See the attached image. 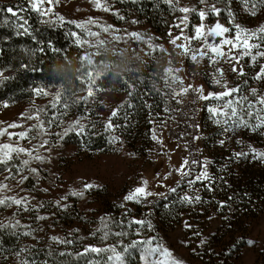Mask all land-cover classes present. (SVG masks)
<instances>
[{
	"label": "rangeland",
	"instance_id": "1",
	"mask_svg": "<svg viewBox=\"0 0 264 264\" xmlns=\"http://www.w3.org/2000/svg\"><path fill=\"white\" fill-rule=\"evenodd\" d=\"M126 1L133 0H123V2L121 0H101V4L110 9L104 11L97 8L94 0H52L51 3L46 2L43 5L46 15L42 17L49 22L73 24L81 32V40L87 41L84 45L91 50H116L126 55L131 61L147 57L153 54L155 50L164 53L167 57L166 69L172 68L173 75L178 76L182 81V83L177 82L171 85L176 92H179L182 87L191 86L190 90L202 88L203 95L207 96L209 93L223 92L225 89L222 85L226 84L228 88L239 86L243 94L248 95L250 99H253L250 95V89L252 88H256L260 95H264V80L258 81L255 79L260 66L264 65V58L258 59L256 64H252L250 57H244L238 64L226 62L224 59L216 64H211L207 57L196 63L191 60L190 55L182 54V49L171 43L172 39L180 36L181 39L177 40L176 44H186L192 49H201L202 41L191 39L195 36V28L202 23L196 17V14L201 10L207 11L212 4H216L218 8H224L225 4L216 3V0H211L210 4H201L200 0H179L181 7L194 8L196 11L187 14V27L180 24V27L173 30L168 41L160 42L150 40V37L144 36L139 29L118 27L115 24L113 21L114 13H119L122 4ZM48 9H51V11L48 12ZM231 9L235 14L233 22H230L227 12H221L219 16L209 14L203 21L204 30L207 31L216 23H220L222 26L231 29L230 32L225 34L228 38H231L235 35L233 24H239L242 28L249 30L264 26V8H260L257 14L252 16L244 11L238 0H232ZM183 15L185 14L183 13ZM90 18L94 23H87ZM178 23L179 21L176 24ZM77 24H86L87 30L97 32L99 35L88 37L85 29L77 27ZM107 26H111V28L108 32H104L103 28ZM181 29H183V32H181ZM133 32L140 33L143 39L137 41L132 38L129 34ZM117 36L120 39H117ZM184 37H188L189 40H185ZM209 39L211 40V37ZM219 39L217 38V43ZM101 41H103L102 44L99 43ZM149 45L154 46L155 50ZM224 51L228 52V47H225ZM233 54L235 55L236 52L234 51ZM233 67L237 71H233ZM241 68H243L244 75L239 74ZM218 69L222 71V76ZM217 78L221 80V84L215 83ZM172 89L164 85L165 97L168 100V106L172 110L169 119L163 126L159 127L156 124L152 126V137L155 133L157 139L152 138L154 151L149 158L141 157L124 146L117 154L78 155V152L73 147H69L68 142L65 141L66 136L61 140L58 135H54L63 132L64 129L77 120L85 125V128L88 126L90 117H87V110L89 108H86V105L80 107L82 97L78 99V103L75 105V103L65 101L60 91L52 90L47 91L46 95H38L26 103L10 105L0 102V130H6L5 134L0 136V144L9 143L23 147L31 150L33 156L40 155L44 157L40 161L31 159L26 154L18 156L13 154L11 178L5 179L10 176L8 171H0V184H7L9 189L0 192V196L27 197V203L31 209H39L44 203L58 205L57 202L61 207H64V205L72 204L73 200H78L81 207L86 210H93L96 205L89 203L91 202L88 195L89 191L107 186L114 192H125L118 199V208L124 214L125 209L131 212V215L139 212L142 220L151 221V215L156 213L154 203L163 196L154 195L139 204L125 202L124 200V197L130 191L141 186L143 180H147L148 190L153 193H171L174 200L186 193L188 195L196 194L201 197V202L192 204L187 214L182 216L180 224H176L174 227L171 225L172 228L165 226L156 228L154 225L148 228L145 225L136 229V233L148 234L152 232L156 241H162L164 247L168 248L173 257L181 261L182 264H206L215 263L217 260V258L211 256L213 253L210 245L211 239L217 235L213 242L219 244L222 243L220 236H223V234L227 233L228 236H231L232 232L239 231L241 233L235 236L239 237L242 233H245L248 238L245 241L247 245L238 250V244H234L233 240L227 237L226 241L217 249L218 255L224 250V247H227L229 250L224 251L231 255L238 254L228 264H264V200L261 202L257 219L249 220L248 224L243 223V225H237L239 227L234 228L232 223L235 222V219L229 211L230 208H226L225 202L219 203L215 197L214 188L211 190L214 197L212 199L210 193L206 191L207 188L201 184L189 189L186 182L182 181L180 186L177 187V181H181V177L175 171L181 166L185 158L189 161L198 160L203 162L207 160L210 161L208 172L213 177V183L216 180L218 185L224 181L232 182L234 176H241L252 167L264 169V161L254 160L251 154L240 160L233 157L235 152L248 151V145L264 151V135L259 131L252 132L248 129H238L234 134H223L221 127L210 119V113L207 110L211 106L222 103L221 101L199 99L200 104L195 107V99L188 97V93L173 97ZM193 93L199 95L195 91ZM57 94H60L61 98L58 108L54 109L51 105ZM89 99L98 101L103 106L104 109L100 110L99 113L104 118L110 114L112 115L124 100L122 97L121 103L117 105L121 99L115 97V95L95 92H91V95L88 94L85 97L86 103ZM182 102L186 106H190L188 116L192 120L194 119L193 110L198 112L195 120L198 131L195 132L194 137H199V139H194L192 136L193 142L185 140L183 135L177 132L178 130L174 131L175 124L178 122L175 117L178 114V105ZM201 103L204 106L200 115ZM64 104L69 105V107H62ZM38 112L39 119H29V117H36ZM54 114L59 119L53 123L48 133L41 135L39 129L34 126L42 120L44 127L48 128V120ZM13 124L19 126L10 127ZM30 128L32 131L28 135L34 138L20 140L18 136L13 135L12 139H9V134L26 132ZM45 139L49 141V144L39 147ZM221 139L225 140L223 145L219 143ZM238 140L242 143L238 144ZM254 142H258L257 145ZM24 159L30 160L29 165L22 166L21 162ZM3 167L0 165V168ZM17 167L21 169L19 172L16 171ZM193 167H195L196 172L200 171L198 165ZM213 168L216 169L215 173ZM30 169H36L37 172L33 173ZM169 172L172 173L170 176L168 175ZM25 176L28 178L23 179ZM165 176H168L166 180L163 179ZM86 183L95 185V187L84 191ZM171 188H177V192H170L169 189ZM72 192H84V195L82 197L73 196L70 195ZM64 197H67V199H63ZM122 203L125 204V208L120 207ZM221 203L225 206L220 207ZM213 204L218 208H213ZM14 212H17L15 205L7 208L4 215L12 216ZM228 212L229 214H227ZM186 222L191 225L190 228L185 227ZM47 226L54 229L51 220L47 221ZM246 228L247 230H245ZM39 230L41 231V229ZM30 232H33V230L31 229ZM154 236H149L148 239ZM201 241L205 242L202 244ZM249 241L252 243L249 244ZM132 262L143 264L140 255L134 260H127L126 264Z\"/></svg>",
	"mask_w": 264,
	"mask_h": 264
},
{
	"label": "trees",
	"instance_id": "2",
	"mask_svg": "<svg viewBox=\"0 0 264 264\" xmlns=\"http://www.w3.org/2000/svg\"><path fill=\"white\" fill-rule=\"evenodd\" d=\"M207 3L210 4L211 0H207ZM8 6H13L14 11L18 10L16 6L23 9L19 15L28 22V34H23L22 29H16L17 21L6 11ZM178 6L181 7L180 2ZM29 7L27 0H0V71L9 78L0 84V102L10 105L26 103L38 96L33 91L35 88H43L45 92L58 90L65 101L75 105L82 97L80 107L86 105L89 108L87 117H90V121L84 135L70 133L66 136L65 141L69 147H73L78 155L95 156L117 154L124 146L141 157L149 158L154 151L152 126H163L172 110L164 93L166 55L155 50L147 57L131 61L116 50L88 49L84 44L76 43L77 38L81 39L82 36L73 24L44 23V17L28 10ZM120 16L124 19H120ZM182 16L183 13L173 12L160 0H136L124 2L119 16L114 14L113 21L118 27L139 29L150 40L164 42L169 40V33L172 34ZM196 17L200 19L198 14ZM73 33L76 35H72ZM89 92L115 95L121 99L117 105L123 97V102L116 109L117 116H101L99 112L104 108L98 101L89 99L86 103L85 97ZM187 96L195 99V107L200 104L198 95H194L193 90ZM182 104L178 105V114L175 116L178 122L174 131L178 130L185 140L193 142L192 136L198 131L195 122L198 112L193 110L192 120L188 116L190 106H186L184 102ZM201 105L200 115L204 106L203 103ZM110 117L115 129L111 133L105 131ZM112 136L118 139L111 142ZM254 143L257 145L258 142ZM213 171L215 173L216 169L213 168ZM233 178L232 182L224 181L220 185L216 180L212 188L219 203L225 202L226 208H230L229 211L235 219L232 224L236 228L239 227L237 225H246L249 220L258 217L261 202L264 200V169L252 167L245 174ZM206 191L214 199L212 192L208 189ZM124 193L114 192L107 186L92 189L88 195L91 199L89 203L96 205L93 210H86L79 205L78 200H73L67 207L44 203L39 209L19 211L15 218L22 225H31L30 228H21L19 231L23 233L32 229L33 232L31 235L19 236L10 232L0 233V264H21V261L33 256L37 264H44L45 261L47 264H86L87 258L77 257L76 253L82 252L86 245L104 246L98 236L91 235L100 226L101 217H110L117 222L123 220L125 225L132 219L142 220L139 212L133 215L127 212L125 215L118 208V199ZM172 196L169 193L167 199L162 197L155 201L156 213L151 215V225L156 228H172L180 224L182 216L187 214L192 205L182 204ZM213 208L218 207L213 204ZM6 211V207H0V221L7 222L6 218L12 217L5 216ZM40 216L45 219H38ZM48 220H51L54 229L48 228ZM139 228L135 224L131 228L125 226L123 230L128 233L126 236H110L104 243L123 247L133 240L143 241L154 236L152 232L136 233ZM113 230L120 231L121 228L113 226ZM240 233L232 232L231 236L225 233L220 236V240L223 243L229 237L234 244H238V250H241L247 245L245 241L248 238L245 233L235 236ZM52 237L71 239L74 243H57ZM216 237L217 235L211 239L210 245L213 250L211 256L217 260L215 263L206 264H228L238 254L231 255L224 251L229 248L224 247L218 255L217 249L222 243L213 242ZM20 249L25 251L17 256ZM60 252L71 255L60 256ZM138 257L139 252L135 249L127 254V260Z\"/></svg>",
	"mask_w": 264,
	"mask_h": 264
},
{
	"label": "snow or ice",
	"instance_id": "3",
	"mask_svg": "<svg viewBox=\"0 0 264 264\" xmlns=\"http://www.w3.org/2000/svg\"><path fill=\"white\" fill-rule=\"evenodd\" d=\"M48 2L51 3L52 0H27V3L29 4L30 11H34L39 13L40 16L46 15L45 10L43 9V5ZM123 2V0H121ZM135 2V0H133ZM161 3H164L168 5L173 12L179 11L181 13H184L180 19L179 23L175 25V27H180V24H183L185 27H187L188 24V13L189 12H195L196 10L194 8L189 7H179V0H160ZM240 4H242L243 9L248 14L255 16L257 14V11L260 8H264V0H238ZM94 3L96 4L98 9H102L104 11H109L110 9L101 4V0H94ZM201 4H206L207 0H200ZM216 3H223L226 6L224 8H218L216 7V4H212L209 6L207 11L201 10L197 14L201 20V24L195 28V36L191 39L194 40H200L202 41V48L201 49H192L189 45L186 44H176L177 40H180L181 37L177 36L174 39L171 40V43L174 44L176 47L182 49V54L184 55H190V58L192 61L199 63L200 60L204 59L205 57L208 58L209 62L211 64L218 63L221 59H224L226 62H235L239 63L240 60L244 59V57H250L252 64H256L258 59L264 58V26H261L258 29L255 30H249L242 28L239 24H233V27L235 29V35L231 38H228L225 34L230 32L231 29L222 26L220 23H216L214 26L209 28L207 31L204 30V19L209 15H216L219 16L221 12H227V15L229 16L230 22H233L235 20V14L233 13L231 9L232 0H216ZM17 7V11L13 10V6H8L6 11L8 13H11V16L16 19L17 23L15 25L16 29H22L23 34H28L29 28H28V22L23 18V16L19 15V12L23 9H20L19 6ZM48 12L51 11V9L47 10ZM115 15L119 16V13H114ZM120 19H124V17L120 16ZM20 21H23L22 23ZM44 23H49V21L45 20L42 21ZM75 23V22H73ZM87 23H94V21L89 19ZM133 23H136V21H133ZM77 27L81 29H85L86 35L88 37H94L99 35L97 32H93L90 30H87L86 24H77ZM111 26H107L103 28L104 32H108ZM181 32H183V29H181ZM72 35H76L73 33ZM132 38H134L137 41H140L143 39L140 33H130L129 34ZM171 35V33H169ZM211 37V40L209 39ZM117 39H120V37H116ZM217 38L219 39V42L217 43ZM185 40H189L188 37H184ZM77 44H84L87 43L86 40L82 41L79 37L76 40ZM103 43V41L99 42ZM150 47H153L155 50V47L152 45H149ZM228 47V52L224 51V48ZM255 50V51H254ZM236 52L234 55L233 52ZM199 57V59H198ZM24 67H27V65H24ZM233 71H237L235 67L232 69ZM218 72H220V75L222 76L223 73L221 70L218 69ZM240 75H244L243 68L239 70ZM8 77H5L3 75V71H0V84H3ZM255 79L260 81L264 80V65L260 66L259 72H257ZM165 86L167 88L172 89L171 85L177 82L182 83L180 78L178 76L173 75V69L168 68L165 70ZM216 84H221V80L217 78L215 80ZM247 83V82H245ZM224 87V91L220 93H209L207 96L203 95V90L201 89H192L193 91L197 92L198 98L203 100L208 99H214L216 101H221L222 103H219L215 106L209 107L207 110L210 113V119L213 120L214 123L219 125L221 127V131L223 134H230L235 133L238 129H248L252 132L259 131L262 135H264V95H260L258 90L256 88L250 89V95L253 99H250L248 95H244L241 88L239 86L228 88L226 84L222 85ZM191 86L188 87H182L179 92H176L174 89H172V95L180 96L187 94L190 90ZM33 91L37 95H46L47 93L44 91L43 88H35ZM89 95H91V92H89ZM60 94H57L56 99L52 103L51 107L56 109L58 108L59 102H60ZM227 98V99H226ZM179 102V101H178ZM64 108H68L69 105L64 104L62 105ZM117 112L114 111L112 113V117L117 116ZM109 119V123L105 126L106 132H113L114 126L111 123V119ZM36 118L39 119V112L37 113L36 117H29V119ZM59 117L57 115H53L48 120V128L44 127V122L41 120L40 123L35 128L39 129V132L41 135H44L48 133L49 129L52 127L53 123H55ZM19 125L13 124L10 125V127H18ZM32 129H28L26 132L21 133H14L9 134V139H12V136H18L20 140L24 139H32L34 137H29L28 133L31 132ZM6 130H0V136H3L5 134ZM75 133L77 136H82L85 134V125L81 124L79 120L75 121L74 123L70 124L66 129H64L63 132L57 133L54 135H58V137L62 140L65 136H67L69 133ZM154 140L157 139L155 133L152 137ZM118 139V137L112 136L111 142H115ZM194 139H199V137H194ZM221 145L225 143V140L221 139L219 141ZM238 144L242 143V141H237ZM49 144V141L45 139L43 141V144L39 145V147H43L44 145ZM248 151H240L233 153V157L236 160L245 159L250 154L252 155V158L254 160H261L264 161V151L257 150L251 145H248ZM13 154H16L17 156L20 154H26L31 159L40 160L42 161L44 157L40 155L33 156V153L31 150L25 149L23 147L14 146L9 143L0 144V165L4 166L3 168H0V171H8L10 173L9 177H6L5 179L11 178L12 173V161H13ZM22 166H27L30 163L29 159H24L22 162ZM210 161H198V160H191L189 161L187 158H185L181 164V166L175 171L179 173L181 177V181H177V187L180 186L181 182H186L189 189H193L195 185L201 184L205 188H207L209 191L212 189L213 184V177L208 172V164ZM191 165V166H190ZM199 166L200 171L196 172L195 167L193 166ZM21 169L20 167L16 168V171L19 172ZM33 173L37 172L36 169H30ZM195 173V174H194ZM172 173L169 172V176ZM28 177H24L23 179H27ZM168 176L163 177V179H167ZM207 182V183H205ZM164 186V185H161ZM95 187V185H92L90 183H86L84 185V191H88ZM8 189L7 184H0V192H4ZM170 192L176 193L177 188H171L169 189ZM198 191V190H197ZM70 195L73 196H83L84 192H72ZM154 195H160L163 196L165 199H167V194L165 193H153L152 191L148 190V181L143 180L141 186L134 188L132 191L128 193L124 197L125 202H134V203H142L144 201H147L149 197H152ZM63 199H67V197H64ZM231 199V198H230ZM178 200L182 204H198L201 202V197L199 195H188L187 193L179 196ZM59 205V202H57ZM13 205L17 207V212H14L12 217L6 218L7 222L0 221V233L10 232L12 235H31L30 231H25L21 233L19 229L21 228H29L28 225H22L19 220H17L15 217L18 215L20 209L27 212L31 209L29 208V205L27 203V197L17 198L15 196H0V207H6L11 208ZM225 205L221 203L220 207H224ZM64 207H67V205H64ZM121 208H125V204L120 205ZM128 210L125 209V215H127ZM38 219H45V217L40 216ZM139 225L141 228L147 225L148 228H151V222L148 220H136L132 219L129 220L127 225L124 224V221H114L110 217H101L100 218V226L96 229L95 232H93L91 235L93 237L98 236L99 240L104 246H97V245H86L82 252L76 253L77 257H85L86 264H126L127 261V254L135 249L139 252L140 259L143 261V264H182L181 261L175 259L171 253V251L164 247L162 241H156V238L153 237L151 239L147 240H133L130 244L124 245L123 247H119L117 244H106V242L110 236H116V237H123L126 236L128 233L123 230V228L126 226L128 228H131L132 225ZM113 226L116 228H121L120 231H114ZM186 228H190L191 225H188L187 222L185 224ZM53 241L65 245H70L74 243L71 239H64L61 240L58 237H52ZM155 241V243H154ZM205 241H201L203 244ZM249 244L252 242L249 241ZM25 249H20L17 251L16 255H21ZM60 256L65 255H71V253L66 252H60ZM21 264H37L36 258L33 256L31 259H24L21 261ZM44 264H47V261L44 262Z\"/></svg>",
	"mask_w": 264,
	"mask_h": 264
}]
</instances>
